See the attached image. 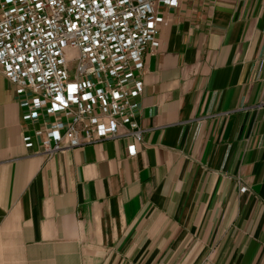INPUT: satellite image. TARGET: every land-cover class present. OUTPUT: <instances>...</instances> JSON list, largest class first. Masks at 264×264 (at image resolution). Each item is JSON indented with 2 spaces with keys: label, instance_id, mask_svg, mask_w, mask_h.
<instances>
[{
  "label": "crops",
  "instance_id": "obj_1",
  "mask_svg": "<svg viewBox=\"0 0 264 264\" xmlns=\"http://www.w3.org/2000/svg\"><path fill=\"white\" fill-rule=\"evenodd\" d=\"M162 10L134 156L46 155L0 68V264H264V0Z\"/></svg>",
  "mask_w": 264,
  "mask_h": 264
},
{
  "label": "built area",
  "instance_id": "obj_2",
  "mask_svg": "<svg viewBox=\"0 0 264 264\" xmlns=\"http://www.w3.org/2000/svg\"><path fill=\"white\" fill-rule=\"evenodd\" d=\"M180 0H0V68L25 120H41L48 156L130 138L137 154L145 53L159 45L162 6ZM24 143L33 146L25 134Z\"/></svg>",
  "mask_w": 264,
  "mask_h": 264
}]
</instances>
